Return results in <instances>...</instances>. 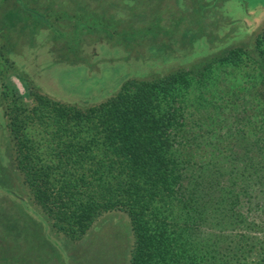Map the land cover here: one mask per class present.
Here are the masks:
<instances>
[{
    "label": "trees",
    "instance_id": "obj_1",
    "mask_svg": "<svg viewBox=\"0 0 264 264\" xmlns=\"http://www.w3.org/2000/svg\"><path fill=\"white\" fill-rule=\"evenodd\" d=\"M261 29L256 47L132 79L95 106L41 93L29 112L16 106L10 158L51 226L80 239L121 212L130 264H264V110L260 123L239 95L232 107L217 95L222 75L257 62Z\"/></svg>",
    "mask_w": 264,
    "mask_h": 264
},
{
    "label": "rangeland",
    "instance_id": "obj_2",
    "mask_svg": "<svg viewBox=\"0 0 264 264\" xmlns=\"http://www.w3.org/2000/svg\"><path fill=\"white\" fill-rule=\"evenodd\" d=\"M17 1L0 3V264H130L133 239L124 213L103 214L102 227L80 239L47 221L10 158L7 123L14 109L29 112L36 93L95 106L132 79L199 67L230 45L255 46L264 0H42L31 9ZM260 45L251 52L260 55L257 62L239 65V78L221 76L217 95L226 92L231 107L239 95L235 108L249 102L262 123L264 38Z\"/></svg>",
    "mask_w": 264,
    "mask_h": 264
},
{
    "label": "crops",
    "instance_id": "obj_3",
    "mask_svg": "<svg viewBox=\"0 0 264 264\" xmlns=\"http://www.w3.org/2000/svg\"><path fill=\"white\" fill-rule=\"evenodd\" d=\"M2 1V0H1ZM1 1H0V3H1ZM7 3H8V5H11L12 4V0H5ZM14 1V0H13ZM18 1H20V0H18ZM17 1V2H18ZM26 3L25 4H27V8L28 9H31V7L30 6H33V4L34 5H36V4H40L41 2H42V0H36L35 2L34 1H32V0H26L25 1ZM21 3H22V1H21ZM81 3L82 4H107V3H111V0H82L81 1ZM95 9V8H94ZM20 10H22V9H20ZM96 10V9H95ZM13 11V10H12ZM30 11V10H29ZM90 11H93L92 9L90 10ZM89 11V12H90ZM10 12V11H9ZM19 12V10L17 9V11H13V13H18ZM94 12V11H93ZM91 27V26H90Z\"/></svg>",
    "mask_w": 264,
    "mask_h": 264
}]
</instances>
